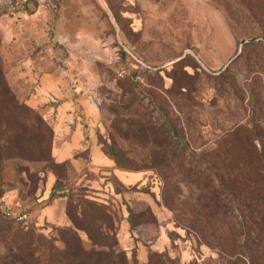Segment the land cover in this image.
Listing matches in <instances>:
<instances>
[{
    "label": "rangeland",
    "instance_id": "374dc122",
    "mask_svg": "<svg viewBox=\"0 0 264 264\" xmlns=\"http://www.w3.org/2000/svg\"><path fill=\"white\" fill-rule=\"evenodd\" d=\"M263 35L264 0H59L23 18L0 8V65L18 102L30 108L26 101L33 84L27 72L58 73L72 94H83L92 105L101 152L103 145L114 146L142 168L120 170L111 162V167L90 169L86 152L78 164H71L72 172L54 170L65 174L68 191L105 206L130 264H240L229 257L226 246L211 249L181 224L191 217L198 190L182 175L156 167L149 156L159 157V147L122 135L119 130L127 126L119 121L134 109L157 125L164 116L188 143L186 166L206 175L231 166L225 171H233L241 181V140L229 144L226 134L253 120L262 130L256 142L264 141V50L249 48L241 55L238 42L263 44ZM179 60L193 93L191 102L181 99L175 106L160 87L171 86L167 76ZM226 68L234 77L230 81L219 77ZM131 82L130 87L121 85ZM249 91L256 97L252 117ZM30 109L50 128L53 141L49 121L40 109ZM47 156L55 161L52 149ZM48 169L46 162L13 159L0 166V209L8 207L23 217L16 223L33 225L44 235L59 226L37 225L35 220L39 195L52 177ZM35 174L46 178L44 185L33 184L30 176ZM163 176L170 180L173 210L161 200ZM78 235L87 248L85 234ZM5 252L0 240V254Z\"/></svg>",
    "mask_w": 264,
    "mask_h": 264
},
{
    "label": "trees",
    "instance_id": "16d2710c",
    "mask_svg": "<svg viewBox=\"0 0 264 264\" xmlns=\"http://www.w3.org/2000/svg\"><path fill=\"white\" fill-rule=\"evenodd\" d=\"M261 40L264 41V35ZM238 45H241V55L249 48L264 50V42L262 44L254 40H241ZM172 69L174 73L167 76L172 84L168 89L160 87L161 92L175 106L181 99L191 102L193 90L182 62L179 60L174 63ZM219 77L228 80L234 78L228 68L220 71ZM234 82L240 88L238 81ZM121 85L130 87L132 82ZM128 93L131 95V92ZM246 94L247 107L252 117L256 110V97L253 91ZM136 111H128L132 115L120 119L119 122L127 126L120 129V133L128 134L127 136L141 143L157 145L159 157L151 154L150 161L156 167L182 175L183 179L198 190L194 205L190 207L191 217L183 219L181 224L211 249L226 246L229 257L238 258L240 264H264V141L256 142L262 131L258 124L250 120L248 126H236L226 134L229 144L234 143L238 137L241 140L243 155L238 170L244 175L240 181L233 171H225V168L233 169L231 166L210 170L211 174L207 175L198 171V168L186 166L189 146L172 127L171 121L163 116L157 125L150 116H145V113L136 115ZM51 135L50 128L41 116L18 102L0 65V166L10 159L29 164L49 163L47 173L54 179L49 199H64V214L68 220V224L51 227L50 233L44 235L33 225L16 223L2 218L0 214V240L6 251L0 254V264H130L126 256L127 250L119 248L118 231L114 229L112 217L105 206L93 198L68 191L65 174L60 176L54 173L57 169H61L62 173L68 170L72 172V169L70 161L57 163L47 156L52 149ZM261 138L264 140L263 135ZM86 152L75 153L73 160L80 159ZM102 153L117 169H142L134 167L133 161L126 158V153L114 146L103 145ZM25 171L28 172L27 169ZM37 173L40 175L43 172ZM38 174H35L36 178L30 176V180L33 184L36 182L44 185L46 178L42 179ZM163 179L165 189L161 200L166 208L173 210L170 180L165 176ZM1 186L0 182V197L3 192ZM128 212L130 218L133 213L131 209ZM128 220L127 218V225ZM78 232L85 234L89 242L87 248Z\"/></svg>",
    "mask_w": 264,
    "mask_h": 264
},
{
    "label": "crops",
    "instance_id": "0c3cea01",
    "mask_svg": "<svg viewBox=\"0 0 264 264\" xmlns=\"http://www.w3.org/2000/svg\"><path fill=\"white\" fill-rule=\"evenodd\" d=\"M29 5L25 13L10 15L13 17H26L29 11L37 8ZM0 8L7 13L5 0ZM9 16V15H8ZM33 84V92L26 103L30 108L40 109L43 116L49 121L53 131L52 155L57 163L70 161V164H78L79 160H73V155L81 151L88 152L87 167L99 169L111 167V161L101 152L94 135L95 111L83 95H74L68 90L70 84L58 73L25 75ZM72 166V165H71ZM50 183L39 195L38 212L35 214L37 225L43 223L64 226L68 220L64 214L63 199H49L50 189L54 179L49 178Z\"/></svg>",
    "mask_w": 264,
    "mask_h": 264
},
{
    "label": "built area",
    "instance_id": "2783aa9c",
    "mask_svg": "<svg viewBox=\"0 0 264 264\" xmlns=\"http://www.w3.org/2000/svg\"><path fill=\"white\" fill-rule=\"evenodd\" d=\"M59 0H5L7 6L8 15H20L25 13L29 5H34L41 8H50ZM1 214L6 217L13 219L16 222H22L23 217L16 214L14 211L8 207H3L0 209Z\"/></svg>",
    "mask_w": 264,
    "mask_h": 264
},
{
    "label": "water",
    "instance_id": "95a60500",
    "mask_svg": "<svg viewBox=\"0 0 264 264\" xmlns=\"http://www.w3.org/2000/svg\"><path fill=\"white\" fill-rule=\"evenodd\" d=\"M236 56H237V55H236ZM234 58H235V57H234ZM234 58H233V59H234ZM233 59H232V60H233ZM232 60H231L230 62H232Z\"/></svg>",
    "mask_w": 264,
    "mask_h": 264
}]
</instances>
